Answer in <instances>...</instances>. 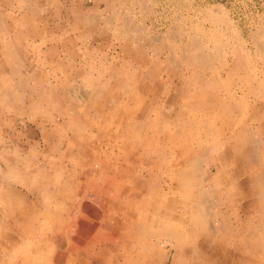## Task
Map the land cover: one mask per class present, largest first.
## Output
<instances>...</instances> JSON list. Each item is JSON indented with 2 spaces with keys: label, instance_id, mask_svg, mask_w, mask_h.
<instances>
[{
  "label": "rangeland",
  "instance_id": "374dc122",
  "mask_svg": "<svg viewBox=\"0 0 264 264\" xmlns=\"http://www.w3.org/2000/svg\"><path fill=\"white\" fill-rule=\"evenodd\" d=\"M0 88V264H264V0H0Z\"/></svg>",
  "mask_w": 264,
  "mask_h": 264
},
{
  "label": "bare ground",
  "instance_id": "6f19581e",
  "mask_svg": "<svg viewBox=\"0 0 264 264\" xmlns=\"http://www.w3.org/2000/svg\"><path fill=\"white\" fill-rule=\"evenodd\" d=\"M5 1V0H4ZM7 5V4H6ZM144 7V6H143ZM145 10V9H144ZM127 21V20H126ZM122 25H126V22H125V20L123 19L122 20ZM130 25V24H129ZM128 26V25H127ZM130 26H132V25H130ZM168 26V25H167ZM172 26V25H171ZM143 28H144V26H143ZM138 30V29H137ZM136 30V31H137ZM172 30V29H171ZM180 30V29H179ZM144 31V30H143ZM176 32V31H175ZM198 32H200V31H198ZM198 32H196V33H193L194 35L195 34H197ZM138 33V32H137ZM159 33V32H158ZM201 33V32H200ZM169 34V33H168ZM167 35V34H166ZM175 35V34H174ZM186 35V34H185ZM192 35V34H191ZM191 35H190V37H191ZM193 35V36H194ZM154 37V36H153ZM162 37V36H161ZM199 37H200V35H199ZM156 38V37H155ZM174 38V37H173ZM176 38V37H175ZM187 38V37H186ZM189 38V37H188ZM193 38V37H192ZM199 39H201V38H199ZM199 39L197 40V39H195V40H193V42L188 46V49L189 50H192L193 51V54H194V58H197V59H199V60H201V62H202V60L203 59H206L207 61L210 59L209 58V55H207L209 52H207V53H205L206 55H207V57L206 56H203V52H201V51H203V50H201V42L199 41ZM203 44H204V42H203ZM128 50V49H127ZM185 50H187L186 48H185ZM188 51V50H187ZM134 52V51H133ZM203 53V54H202ZM142 56V55H141ZM168 56V55H167ZM182 56V55H181ZM184 56V55H183ZM212 56V55H211ZM220 56V55H219ZM206 57V58H205ZM203 58V59H202ZM144 62V61H143ZM196 62V61H195ZM225 62V61H224ZM197 63V62H196ZM198 63H199V61H198ZM204 63V62H203ZM149 64V63H148ZM197 65V64H196ZM201 65V64H200ZM204 65V64H203ZM149 67V66H148ZM198 68H200L199 66H197ZM204 67V66H203ZM202 67V68H203ZM205 68V67H204ZM228 68V67H227ZM206 69V68H205ZM167 71V70H166ZM200 72V71H199ZM235 74V73H234ZM192 75V74H191ZM232 75V74H231ZM189 76V75H188ZM199 76V75H198ZM233 77V76H232ZM205 80V79H204ZM188 83H190V82H188ZM224 83V82H223ZM192 84V83H191ZM1 89V88H0ZM182 89V88H181ZM10 91V90H9ZM201 91V90H200ZM203 91V90H202ZM189 92V91H188ZM194 93V92H193ZM195 93H196V91H195ZM197 95V94H196ZM202 95V94H201ZM190 96V95H189ZM198 98V97H197ZM215 99V98H214ZM200 100H202V99H200ZM176 101V100H175ZM219 101V100H218ZM201 102V101H200ZM170 103H172V102H170ZM177 103V102H176ZM204 103V102H203ZM201 104V103H200ZM197 105V104H196ZM219 105V104H218ZM176 106V105H175ZM188 107V106H187ZM197 107V106H196ZM192 108V107H191ZM132 109H133V107H132ZM196 110V109H195ZM130 111V110H129ZM177 111V110H176ZM128 112V111H127ZM173 112V111H172ZM224 112V111H223ZM175 113V112H174ZM136 114V113H135ZM226 114V113H225ZM134 115V114H133ZM207 123V122H206ZM249 140V139H248ZM249 145H251V144H249ZM241 147V146H240ZM79 150V149H78ZM114 150V149H113ZM246 150H247V148H246ZM239 152V151H238ZM249 152V151H248ZM247 154H249V153H247ZM252 154V153H251ZM239 156V155H238ZM245 156H247V155H245ZM248 157H250V156H248ZM239 158V157H238ZM237 158V159H238ZM251 158V157H250ZM244 160V159H243ZM251 160V159H250ZM249 161V160H248ZM106 165V164H105ZM101 166V165H100ZM103 169H105L106 170V168H103ZM211 173V172H210ZM218 174V173H217ZM256 174V173H255ZM251 175V174H250ZM249 175V176H250ZM259 175V174H258ZM144 176H146V175H144ZM183 176H185V174L183 175ZM262 176V175H261ZM186 177V176H185ZM255 177V176H254ZM140 178H142V177H140ZM211 178V177H210ZM250 178V177H249ZM257 178V177H256ZM215 179V178H214ZM251 179V178H250ZM250 179H249V181H250ZM258 181V180H257ZM254 182H255V180H254ZM248 183H250V182H248ZM256 185V184H255ZM263 185V184H262ZM261 186V185H260ZM256 187V186H255ZM146 189V188H145ZM255 190V189H254ZM252 191H253V189H252ZM137 192V191H136ZM135 192V193H136ZM251 192V191H250ZM249 192V193H250ZM130 193V192H129ZM257 194H259V193H263L262 191H261V189L260 190H257V192H256ZM132 194V193H131ZM137 194H138V192H137ZM251 194H252V192H251ZM254 194V193H253ZM113 195V194H112ZM115 195V194H114ZM133 195H134V193H133ZM136 195V194H135ZM1 197V196H0ZM115 198V197H114ZM120 199V198H119ZM3 202V201H2ZM6 202V201H5ZM120 202V201H119ZM112 203H114V202H112ZM55 205V204H54ZM103 206V205H102ZM57 207V206H56ZM123 207V206H122ZM157 207V206H156ZM11 209V208H10ZM47 209H48V207H47ZM104 209V208H103ZM52 210V209H51ZM53 211H54V208H53ZM125 211H127V210H125ZM186 211H188V210H186ZM16 212V211H15ZM48 212V211H47ZM0 213H2L1 214V217L3 218L4 216H8L10 213L9 212H7L6 211V209H5V207L3 206V209L1 208V210H0ZM14 213V212H13ZM37 213V212H36ZM41 213V212H40ZM52 213V212H51ZM44 214V213H43ZM130 215V214H129ZM23 216H24V218L26 219V218H28L29 216H28V214L27 213H23ZM31 216V215H30ZM56 216V215H55ZM132 216V215H131ZM57 217V216H56ZM61 217V216H60ZM135 217V216H134ZM16 218H18L17 216H16ZM52 218V217H51ZM190 218H192L193 219V221H194V223H196V225H198V227L199 228H201V225H202V222H201V220H200V218L198 217V216H190ZM54 219V218H53ZM49 220H50V218H49ZM51 221V220H50ZM5 222V221H4ZM24 222V221H23ZM55 222H57V221H55ZM12 223V222H11ZM129 223H131V222H129ZM56 224V223H55ZM84 224V223H83ZM89 224V223H88ZM113 226V225H112ZM18 227V226H17ZM87 227V226H86ZM103 227V226H102ZM134 227V226H133ZM208 227V226H207ZM29 228H31V227H29ZM119 228H121V227H119ZM4 230V229H3ZM118 230V229H117ZM178 230V229H177ZM34 231V230H33ZM208 231V230H207ZM179 232V231H178ZM8 233V232H7ZM17 237H19L18 239H20L21 238V240H25V242H27V244H31V243H33V242H35V241H37V235H35L33 232H26L24 229H22V228H20V227H18V229H17ZM166 233V232H165ZM207 233V232H206ZM13 234V233H12ZM37 234V233H36ZM77 234V233H76ZM113 234V233H112ZM134 234V233H133ZM132 234V235H133ZM178 234V233H177ZM207 235V234H206ZM38 236H41V237H43V235H42V233H40V235H38ZM72 236V235H71ZM143 236H145V235H143ZM5 237V236H4ZM9 237V236H8ZM119 237V236H118ZM124 237V236H123ZM160 237V236H159ZM158 237V238H159ZM69 238V237H68ZM75 238H76V236H75ZM158 238H157V240H158ZM10 239V238H9ZM49 239V238H48ZM72 239H74L73 237H72ZM86 239V238H85ZM124 239H125V237H124ZM129 239V238H128ZM160 239V238H159ZM79 240V239H78ZM81 240V239H80ZM127 240V239H126ZM154 240H156V238L154 239ZM164 240H165V238H164ZM75 241V240H74ZM77 241V240H76ZM151 241V240H150ZM152 242V241H151ZM158 242H159V240H158ZM163 242V241H162ZM162 242H161V245H163L162 244ZM80 243V242H79ZM71 244V243H70ZM73 244V243H72ZM10 245V244H9ZM121 245V244H120ZM51 246V245H50ZM70 246V245H69ZM49 247V246H48ZM72 248H74V247H72ZM106 248H108V247H106ZM186 248V247H185ZM188 248V247H187ZM71 249V248H70ZM69 249V250H70ZM78 249H80V248H78ZM103 249V248H102ZM110 249V248H109ZM140 249V248H139ZM74 250V249H73ZM73 250L71 249L70 251H72L73 252ZM155 250V249H154ZM187 250V249H186ZM36 251V250H35ZM103 251V250H102ZM152 251V250H151ZM39 252V251H38ZM69 252V251H68ZM82 252V251H81ZM134 252V251H133ZM165 252V251H164ZM74 253V252H73ZM78 253V252H77ZM80 253V252H79ZM83 253H85V252H83ZM157 253V252H156ZM187 253V252H186ZM38 254V253H37ZM70 254H72L71 252H70ZM99 254V253H98ZM146 254V253H145ZM164 254V253H163ZM83 256H84V254H82ZM102 255V254H101ZM184 256V255H183ZM106 257V256H105ZM110 257V256H109ZM118 257V256H117ZM150 257V256H149ZM163 257V256H162ZM185 257V256H184ZM137 258V257H136ZM140 258V257H139ZM144 258V257H143ZM83 259V258H82ZM127 258H125L124 260H126ZM135 259V258H134ZM159 261H160V259H159ZM47 262V261H46ZM132 264V263H131ZM138 264V263H137ZM157 264V263H156Z\"/></svg>",
  "mask_w": 264,
  "mask_h": 264
},
{
  "label": "crops",
  "instance_id": "0c3cea01",
  "mask_svg": "<svg viewBox=\"0 0 264 264\" xmlns=\"http://www.w3.org/2000/svg\"><path fill=\"white\" fill-rule=\"evenodd\" d=\"M185 211H186V210H185ZM196 226H197V229H201V228L198 227V225H196ZM200 231H201V230H200Z\"/></svg>",
  "mask_w": 264,
  "mask_h": 264
}]
</instances>
